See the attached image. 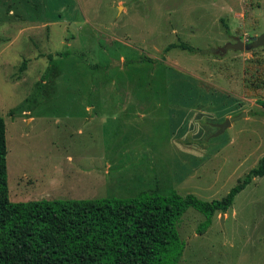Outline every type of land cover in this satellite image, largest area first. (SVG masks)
<instances>
[{
    "label": "rangeland",
    "instance_id": "1",
    "mask_svg": "<svg viewBox=\"0 0 264 264\" xmlns=\"http://www.w3.org/2000/svg\"><path fill=\"white\" fill-rule=\"evenodd\" d=\"M0 3L11 202L155 189L213 201L264 158V96L243 94L264 46L222 50L264 34V0ZM204 220L193 208L180 219L179 264H264V176L202 230Z\"/></svg>",
    "mask_w": 264,
    "mask_h": 264
},
{
    "label": "trees",
    "instance_id": "2",
    "mask_svg": "<svg viewBox=\"0 0 264 264\" xmlns=\"http://www.w3.org/2000/svg\"><path fill=\"white\" fill-rule=\"evenodd\" d=\"M180 46L192 51L187 44ZM244 82L245 97L264 96L261 56L247 61ZM260 103L264 107V100ZM263 176L264 158L243 182L213 201L177 192L162 195L155 189L128 198L11 202L6 123L0 116V264H179L185 242L178 223L184 213L193 208L203 214L200 228L206 229L254 177Z\"/></svg>",
    "mask_w": 264,
    "mask_h": 264
},
{
    "label": "water",
    "instance_id": "3",
    "mask_svg": "<svg viewBox=\"0 0 264 264\" xmlns=\"http://www.w3.org/2000/svg\"><path fill=\"white\" fill-rule=\"evenodd\" d=\"M264 46V34L260 35V36H254L251 38V41L247 44H245L242 41H237L235 44H228L227 46L224 47V49H222L224 52L229 50V49H234V50H252L255 48H259V47H263ZM246 114H241L239 116H236L234 118H230V119H226V121L224 123L218 124V133L223 132L227 127H229L232 122H234L235 120H238L242 117H245Z\"/></svg>",
    "mask_w": 264,
    "mask_h": 264
},
{
    "label": "crops",
    "instance_id": "4",
    "mask_svg": "<svg viewBox=\"0 0 264 264\" xmlns=\"http://www.w3.org/2000/svg\"><path fill=\"white\" fill-rule=\"evenodd\" d=\"M0 6H2L1 3H0ZM10 13H12V11Z\"/></svg>",
    "mask_w": 264,
    "mask_h": 264
},
{
    "label": "flooded vegetation",
    "instance_id": "5",
    "mask_svg": "<svg viewBox=\"0 0 264 264\" xmlns=\"http://www.w3.org/2000/svg\"><path fill=\"white\" fill-rule=\"evenodd\" d=\"M224 52V51H223Z\"/></svg>",
    "mask_w": 264,
    "mask_h": 264
}]
</instances>
